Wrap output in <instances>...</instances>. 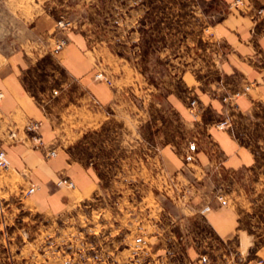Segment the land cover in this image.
Masks as SVG:
<instances>
[{"label":"rangeland","instance_id":"obj_1","mask_svg":"<svg viewBox=\"0 0 264 264\" xmlns=\"http://www.w3.org/2000/svg\"><path fill=\"white\" fill-rule=\"evenodd\" d=\"M112 3L150 7L151 25L144 35L145 43L139 48L96 44V38L111 36L107 26ZM199 4L198 0H0V61L1 56L18 49L31 58L25 81L54 122L61 141L59 150H65L89 169L96 183L91 193L85 197L78 195L63 212L41 210L35 204L38 187L30 169L14 168L5 149L7 145L26 143V137L0 138V150L5 152L9 165L8 169L0 167V264H185L182 250L165 257L151 254L147 234L151 233V226L170 225L179 218L180 208H184L183 214L188 218H194L193 212L200 202L204 210L229 205L237 214L227 254L230 264H246L260 256L258 250L264 247L261 126L260 135L254 134L255 140L250 135L251 141L246 140L244 134L259 156L249 168L230 175L215 172L201 177L162 171L164 164L157 142L179 144L177 153L184 167L196 163V155L193 162L185 158L189 143L194 144L196 151V138L205 143L201 129L199 135L191 136L188 125L165 98L167 91H174L178 96L188 97L187 108L194 117L191 100L198 105V115L202 112L197 95L189 89L191 80L183 77L184 71L207 73L212 65L208 59L212 48L208 21L214 18L208 17L204 6ZM197 5L199 13L195 15L191 10L197 11ZM44 13L55 19L58 32H62L58 38L77 30L91 39L89 47L100 59L98 71L112 81L111 85H105L125 84L126 91L120 93L119 102L107 108L102 117L90 105L85 112L71 107L78 95L73 93L74 85L66 86L67 77L55 64L52 49L58 38L53 42L48 39L50 34L35 36L31 29L37 16ZM220 15L215 14V19ZM60 20L71 23L68 31L58 27ZM192 22L194 28H186ZM186 38H192L195 44L190 45V39L187 42ZM128 62L147 75L153 84L151 92L145 90L141 80L133 82L137 85L131 86L133 92L128 89ZM222 122L225 121L217 122L216 127L227 126L226 122L218 125ZM243 128L244 132H250L247 125ZM25 131L29 138L35 133L28 125ZM28 144L30 149L45 150L42 142L32 140ZM47 152L46 159L54 157ZM214 197L218 204H214ZM193 220L188 227L211 236V229L202 218ZM180 227L170 226L174 230ZM219 257L211 254L210 264H216Z\"/></svg>","mask_w":264,"mask_h":264},{"label":"crops","instance_id":"obj_2","mask_svg":"<svg viewBox=\"0 0 264 264\" xmlns=\"http://www.w3.org/2000/svg\"><path fill=\"white\" fill-rule=\"evenodd\" d=\"M198 3L204 6L208 17L214 18L208 21L212 41L208 59L212 65L207 73L197 75L196 70L184 71L183 77L191 80L189 89L197 95L202 112L194 117L187 108L188 97L178 96L174 91H167L165 98L188 125L191 136L199 135L201 129L205 134V143H199L198 138L194 137L198 141V149L195 154L196 163L191 167L183 166L181 155L177 153V148H181L179 144L157 142L159 156L164 164L162 171L166 173L198 177L215 172L217 175H230L255 165L259 157L247 142L251 141L248 140L249 135L255 140L254 134L259 136V130H264V0H198ZM197 8V11L191 10L195 15L199 13L198 5ZM110 9L107 27L111 29V36L96 38V44H126L134 46V49L143 45L144 35L151 25L148 22L150 7L145 4L112 3ZM217 13L221 15L215 19ZM190 26L194 28L193 22L186 28ZM31 29L35 36L50 34L51 38L48 39L53 42L62 35L56 28L53 16L47 13L37 16ZM67 37L68 44L53 58L67 77L66 86H75L73 93L78 96L71 107L85 112L90 105L96 115L102 117L107 108L119 102L120 93L126 91L123 89L125 84L119 85L113 80V85L107 86L95 80L100 59L89 47L91 39L77 30L67 33ZM189 39V44L194 45L192 38H186V41ZM1 57L0 93L3 96L0 98V138L26 137V143L5 146L10 163L18 170L30 169L31 178L38 187L34 194L38 208L55 214L63 212L70 203L76 201L78 195L85 197L93 191L96 185L93 173L75 161L68 152L59 150L61 141L57 137L54 122L25 81L26 71L32 65L31 58L22 49ZM127 64L128 89L132 91L133 86L137 87L133 82L141 80L145 90L151 92L153 84L146 78L147 75L135 65ZM131 104L138 110L133 101ZM143 104L146 108V100ZM147 120L145 117L144 122ZM219 121H225L227 126L216 127ZM31 122H36L38 127L33 135L30 134V139L25 130ZM244 125L248 126L250 132L248 129L244 132ZM239 127L240 133L237 135ZM35 137H39L45 150L41 147L28 148L30 141L37 142ZM52 149L56 151L55 156L46 159V152ZM65 180L72 181L74 187L69 188ZM213 201L218 204L216 197ZM199 204L193 212L194 218L183 214L184 208L179 209V218L172 221L182 226L178 230L170 228L172 223L161 227L151 226V233L147 234L150 238L149 252L165 257L182 250L185 264H210V256L213 254L221 256L216 264H230L227 254L230 252L237 214L229 205L204 210L203 204ZM196 217L208 224L211 236L187 226ZM258 252L260 256L246 264H264V247ZM203 257H208V262L203 261Z\"/></svg>","mask_w":264,"mask_h":264},{"label":"built area","instance_id":"obj_3","mask_svg":"<svg viewBox=\"0 0 264 264\" xmlns=\"http://www.w3.org/2000/svg\"><path fill=\"white\" fill-rule=\"evenodd\" d=\"M70 24L71 23L68 22V21L60 20L58 22V27H60L62 30L68 31L70 29V26H71ZM68 42H69V39L65 35H63L62 37L58 38L56 40L55 44H54L53 49H52L53 54L57 55L58 53H60V51L68 44ZM94 79L95 80H100L103 83L108 84V85L112 84L111 79L104 72H101V71H97L95 73ZM2 96H3V94L0 93V98ZM190 104H191L190 111L195 116H197L198 113H199V109L197 107L198 105L196 106V101L193 99V100H191ZM224 124H225V122H222V123H219L218 125H224ZM37 127H38V124L36 122L35 123L31 122V123L28 124V129H30V130H36ZM35 140L38 143H41L39 137H35ZM195 151H196V148H195L194 144L193 143H189V147H188V150H187V153H186V156H185L186 160L193 162L195 160ZM47 153H48L49 156H55L56 151L52 149V150H49ZM0 167L4 168V169H8L9 168L5 152L3 150H0ZM65 183L69 187H74V183L72 181H70V180H65ZM32 191H33V188H30L28 190L29 193H31ZM202 260L206 261V258L203 257Z\"/></svg>","mask_w":264,"mask_h":264}]
</instances>
